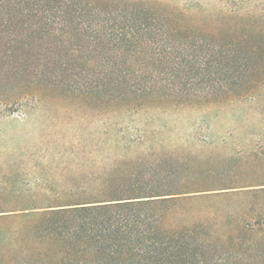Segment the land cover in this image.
I'll return each instance as SVG.
<instances>
[{
    "label": "rangeland",
    "instance_id": "obj_1",
    "mask_svg": "<svg viewBox=\"0 0 264 264\" xmlns=\"http://www.w3.org/2000/svg\"><path fill=\"white\" fill-rule=\"evenodd\" d=\"M117 169L182 189L151 197L173 264H264V0H0V264H140L12 207L89 203Z\"/></svg>",
    "mask_w": 264,
    "mask_h": 264
},
{
    "label": "trees",
    "instance_id": "obj_2",
    "mask_svg": "<svg viewBox=\"0 0 264 264\" xmlns=\"http://www.w3.org/2000/svg\"><path fill=\"white\" fill-rule=\"evenodd\" d=\"M50 22L46 21L45 25ZM133 32L128 31L130 38L125 34V48L118 49L124 55L128 53L127 42L130 39L138 41L135 36L138 33ZM124 63L128 69L136 67L133 62L124 60ZM125 172L117 169L105 175L96 174L95 181L103 178L91 190L89 203H13L12 207L49 208L56 213L76 214L81 221L91 224V233H97L93 238L110 242L108 245L103 243L106 245L103 246L104 250L122 241L125 242L123 246L128 255L134 257L132 250L138 248L136 255L139 257L135 261L140 264H173L190 257L188 241L178 238L176 234L167 237L158 230L164 219L162 205L166 203H151V200H158L151 197L178 194L182 189L177 188V185H170L166 189L142 187L136 182L137 177L133 171Z\"/></svg>",
    "mask_w": 264,
    "mask_h": 264
}]
</instances>
